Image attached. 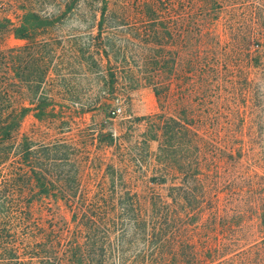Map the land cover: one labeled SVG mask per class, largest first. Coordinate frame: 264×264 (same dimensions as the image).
Returning a JSON list of instances; mask_svg holds the SVG:
<instances>
[{
	"label": "trees",
	"instance_id": "trees-1",
	"mask_svg": "<svg viewBox=\"0 0 264 264\" xmlns=\"http://www.w3.org/2000/svg\"><path fill=\"white\" fill-rule=\"evenodd\" d=\"M253 1L255 4H241L244 11L240 17L248 8L256 9L255 12L250 11V14H255L250 21L257 29L241 32L236 28V36L239 37L235 47L249 53H263L264 8L258 7L260 0ZM6 4H13L20 13L16 16L19 17L18 26L6 16ZM48 5L52 7L51 12L43 8ZM196 5L181 3L186 11L184 15L188 17V11ZM176 6L178 8V4ZM82 7L88 20L92 21L89 29H95L96 33L87 45V55L77 47L74 50L82 59L85 57L88 70H98L103 60L106 61L111 84L127 78L129 89L133 90L143 81L151 87L162 109L168 108L170 99L178 101L187 89L184 76L177 80L172 90L169 82L163 84L160 81V77L168 75L170 63L167 47L173 28L169 18L175 4H170L169 0H0V264H36L33 260L41 255L46 261L44 264H227L228 261L222 258L226 255L214 256V251L207 246L204 247L205 252H199L198 243L183 238L181 233L184 222L194 214H200L203 219L205 212L211 220L221 222L224 212L220 204L212 206V202L219 201V192H213L215 189H209L207 184L209 178L213 179L212 163L208 164L206 174H199V177L192 170V188L185 179L178 158L182 139L189 130L182 128L183 110L179 107L168 117H164L165 114L156 116L150 124L152 128L157 127L163 140L157 150L158 159L173 168L169 169L174 175L166 195L155 190L146 197L130 192H124L123 196H116L115 192L109 196L102 193L98 204L79 205L75 200L85 198V193L72 188L78 178L76 173L66 171L70 162L69 146L63 142L36 145L27 138H19L21 123L29 112H33L38 120L47 115L43 87L47 85L54 50L50 49L49 56L40 54L37 48L51 43L35 42L36 33L52 26L55 23L52 19L77 16ZM197 7L205 27L206 24L211 26L216 12L223 10L215 0L204 4V7ZM191 24L195 25V22ZM11 35L30 43L25 47L3 48L4 38ZM136 60L140 67L133 65ZM258 60L254 59L256 63ZM10 70L12 78L8 75ZM201 72L205 76L212 71L202 64ZM203 81L205 93V84L207 87L208 83ZM24 88L30 107L20 102ZM213 123L204 116L201 124L208 126ZM216 131L220 133L221 128H198L196 131L202 162L206 159L204 156L211 152L208 140L214 141ZM154 138L156 136L150 140ZM166 181L165 176L149 180L155 187L165 185ZM75 186L78 187L77 184ZM248 194L246 206H233L227 218L231 222L227 227L233 235H237L234 231L240 228V224L248 221L258 220V226L264 227V190L250 189ZM116 197L121 200L120 204H106L104 201ZM43 200L62 203L70 221L59 228L58 222L54 225L42 219L38 215L39 206L35 207V204ZM186 207L190 209L186 210ZM189 210L195 212L191 214ZM252 234L262 239L264 230ZM18 236L39 241L22 246ZM136 237L142 242V250L131 255L125 247L129 248ZM238 239L232 243L233 251H239V254L246 253L243 249L248 244L254 246L260 240L244 244L241 237ZM29 249V256L25 257V251Z\"/></svg>",
	"mask_w": 264,
	"mask_h": 264
},
{
	"label": "rangeland",
	"instance_id": "rangeland-1",
	"mask_svg": "<svg viewBox=\"0 0 264 264\" xmlns=\"http://www.w3.org/2000/svg\"><path fill=\"white\" fill-rule=\"evenodd\" d=\"M211 1L169 0L170 4H175L169 18L173 28L167 47L170 63L168 75L160 77V81L163 84L169 82L172 90L177 80L184 76L187 89L178 101L170 99L168 108L164 109L157 102L151 87L143 81L133 90L129 89L127 78L111 84L106 61L103 60L98 70L87 69L89 64H86L85 57L82 59L74 50L77 47L87 55V45L96 33L95 29H89L92 21L88 20L83 7L77 16L52 19L55 23L44 32H37L34 39L35 42L51 43L37 48L40 54L49 56L50 49L54 50L47 85L43 87L47 115L38 120L33 112H29L21 123L19 138H27L36 145L63 142L69 146L70 162L66 171L76 173L78 178L72 188L85 193V198L75 200L79 205L98 204L102 193L109 196L115 192L116 196H123L124 192H130L146 197L155 190L166 195L174 173L169 171L171 165L158 159L157 150L163 140L157 127L152 128L150 124L156 116L165 114L164 117H168L179 107L183 110L182 128L189 130L182 139L178 158L185 179L192 188V170L199 177V174H206L208 164L212 163L213 179L209 178L207 184L209 189H215L213 192H219V201L212 202V206L220 204L224 212L221 222L211 220L205 212L203 219L200 214H194L184 222L183 238L196 241L199 252H205L204 247L207 246L214 251V256L226 255L222 258L228 261L227 264H264V236L259 240L256 238L258 233L252 234L264 230V227L258 226L259 221L240 224V228L234 231L237 235H233L227 227L231 224L230 218H227L233 206H246L250 195L248 190H264V52L249 53L235 47L239 37L236 36V28L241 32L257 29L250 21L251 17H255L250 11L255 12L256 9L248 8L240 17L244 11L243 7L240 8L241 4H255L256 1L215 0L223 10L216 12L211 26L206 24L205 27L198 16L200 9L197 5L204 7ZM188 2L197 5L188 11L187 17L181 3L186 5ZM259 6L264 8V0L259 1ZM43 8L48 12L52 10L50 5ZM4 12L14 25H19V17L16 16L20 13L16 6L6 4ZM55 40L58 42L54 43ZM29 43L11 35L4 38L2 44L3 48L9 49L25 47ZM254 59H259L258 63ZM202 64L212 71L209 75L202 74ZM133 65L140 67L137 60L133 61ZM8 75L13 77L11 70ZM203 80L208 83L207 87L205 84V93ZM22 94L21 104L30 107L25 88ZM114 108L120 109L117 116L111 114ZM204 116L212 123L215 121L213 125L203 126ZM208 127L221 128V132L216 131L213 142L208 140L211 152L204 156L206 159L202 162L201 145L195 134L198 128ZM152 136L156 138L150 140ZM160 176H165V185L155 187L149 182L150 178ZM196 187L201 191L198 185ZM104 201L106 204H118L121 200L116 197ZM192 205L196 207V204ZM38 206L37 214L54 225L58 222L59 228L70 221L62 203L43 200L35 204V207ZM189 212L193 214L195 211ZM40 227H43L42 224ZM240 237L244 244L256 239L259 241L254 246L247 243L248 246L243 249L246 253L239 254V251H233L232 242ZM35 240L18 236L22 246L39 241ZM141 243L137 237L132 239L130 247H125L126 252L137 254L142 250ZM29 252L30 249L25 251V257L29 256ZM43 258L41 255L33 262L44 264L46 261Z\"/></svg>",
	"mask_w": 264,
	"mask_h": 264
},
{
	"label": "built area",
	"instance_id": "built-area-1",
	"mask_svg": "<svg viewBox=\"0 0 264 264\" xmlns=\"http://www.w3.org/2000/svg\"><path fill=\"white\" fill-rule=\"evenodd\" d=\"M119 113H120V109H119V108H114V109L112 110V112H111V114H112L113 116H117Z\"/></svg>",
	"mask_w": 264,
	"mask_h": 264
}]
</instances>
